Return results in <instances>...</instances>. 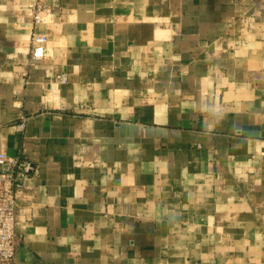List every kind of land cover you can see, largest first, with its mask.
I'll use <instances>...</instances> for the list:
<instances>
[{
    "label": "crops",
    "instance_id": "crops-1",
    "mask_svg": "<svg viewBox=\"0 0 264 264\" xmlns=\"http://www.w3.org/2000/svg\"><path fill=\"white\" fill-rule=\"evenodd\" d=\"M41 1L0 0L10 264H264V0Z\"/></svg>",
    "mask_w": 264,
    "mask_h": 264
},
{
    "label": "built area",
    "instance_id": "built-area-1",
    "mask_svg": "<svg viewBox=\"0 0 264 264\" xmlns=\"http://www.w3.org/2000/svg\"><path fill=\"white\" fill-rule=\"evenodd\" d=\"M43 3L36 0L33 22H42ZM48 37L44 33L33 32L30 36L31 51L29 60L37 61L44 57ZM60 83L67 81L64 72L58 74ZM33 170V165L25 158L9 156L0 152V264H10L18 246L15 226L16 190L23 186L24 179Z\"/></svg>",
    "mask_w": 264,
    "mask_h": 264
}]
</instances>
